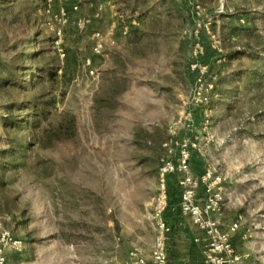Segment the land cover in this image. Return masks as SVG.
<instances>
[{
  "label": "rangeland",
  "instance_id": "1",
  "mask_svg": "<svg viewBox=\"0 0 264 264\" xmlns=\"http://www.w3.org/2000/svg\"><path fill=\"white\" fill-rule=\"evenodd\" d=\"M76 3L0 0V60L29 47L57 70L29 93L0 90V232L20 242L7 264H128L135 248L150 261L160 169L178 164L184 141L195 178L220 180L217 222L235 264H264V0H83L74 13ZM39 90L55 104L42 127L71 113L74 138L43 144L6 127V107ZM205 195L200 185L197 202Z\"/></svg>",
  "mask_w": 264,
  "mask_h": 264
},
{
  "label": "built area",
  "instance_id": "2",
  "mask_svg": "<svg viewBox=\"0 0 264 264\" xmlns=\"http://www.w3.org/2000/svg\"><path fill=\"white\" fill-rule=\"evenodd\" d=\"M64 1V0H61ZM77 3L72 6V11L75 13L79 10L83 0H76ZM53 12V5L48 3L44 7V13ZM81 25V24H80ZM122 35L127 36L128 29H122ZM63 32L58 30L52 41V46L61 56H64L62 51ZM95 45L93 46V54L101 56L104 52L105 38L101 32L94 34ZM110 45H115L111 42ZM203 48L199 43L194 45L192 70L200 68L199 58L203 54ZM206 68L198 69L195 77V89L193 95L196 97L202 96V89L205 86ZM212 89V87H210ZM190 142L184 141L177 144L179 149L178 164H175L173 159L165 160L160 169L161 190L158 204L154 211V230L156 239L154 241L151 260L148 261L141 249L135 248L130 254L128 264H168L167 246L168 240L172 233V227L166 215L169 211L178 214L183 218H190L194 225L203 230L206 234V240L203 242V253L205 255L206 264H231L239 262L238 258H233V252L229 244V237L223 235L219 230L217 216L221 210V202L223 196L220 190H214L213 185L220 181L219 179L210 183L211 175L207 173L201 181L195 178L190 171ZM170 176H176L180 179L181 197L180 203L177 206H170L167 179ZM200 185L205 187V201L203 204L197 202V190ZM215 188V187H214ZM214 190V191H213ZM236 229V226L233 228ZM0 264H7V253L10 249L18 247L20 242L12 238L7 232H0ZM196 242H200L196 240ZM239 260V261H238Z\"/></svg>",
  "mask_w": 264,
  "mask_h": 264
},
{
  "label": "trees",
  "instance_id": "3",
  "mask_svg": "<svg viewBox=\"0 0 264 264\" xmlns=\"http://www.w3.org/2000/svg\"><path fill=\"white\" fill-rule=\"evenodd\" d=\"M41 54L40 50L30 53L28 47L24 53L20 54V56H14L12 60H0V90L3 88H21L29 93L34 87L39 88L46 82H55L57 70L51 69L47 64L39 66L37 64V61H39L37 59H40ZM46 95V92L39 90V93L30 94V98L26 102H13L9 104L6 109L11 114H9L5 122L6 127L23 132L30 129L32 133H36L34 137L39 138L43 144L47 143L51 145L53 141L74 138L78 132L76 118L71 113L64 112L55 124H48V126L42 127L43 123L48 122L50 115H52L51 110L55 105ZM16 110L20 113L25 111L26 114L14 116L12 111ZM175 179L176 176H170L167 179L168 191L171 186L177 185L174 182ZM176 187L180 189L179 186ZM169 204L170 206L175 204L170 199V194ZM175 216L179 215L169 211L166 218L169 219Z\"/></svg>",
  "mask_w": 264,
  "mask_h": 264
},
{
  "label": "crops",
  "instance_id": "4",
  "mask_svg": "<svg viewBox=\"0 0 264 264\" xmlns=\"http://www.w3.org/2000/svg\"><path fill=\"white\" fill-rule=\"evenodd\" d=\"M171 187L170 199L179 202L178 190L174 191ZM169 219L172 233L167 246L168 264H206L202 245L207 238L205 232L194 225L190 218L175 216ZM197 239L202 241V244L197 243Z\"/></svg>",
  "mask_w": 264,
  "mask_h": 264
}]
</instances>
